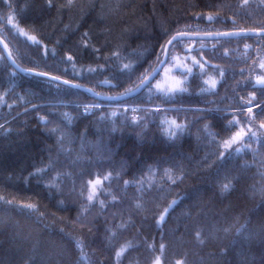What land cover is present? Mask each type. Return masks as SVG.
Instances as JSON below:
<instances>
[{
	"label": "trees",
	"instance_id": "16d2710c",
	"mask_svg": "<svg viewBox=\"0 0 264 264\" xmlns=\"http://www.w3.org/2000/svg\"><path fill=\"white\" fill-rule=\"evenodd\" d=\"M51 2L53 7H49V0H0V37L21 68L59 75L90 87L103 96L123 92L136 82L144 67H148L145 62L131 80L126 78V74L122 80L113 79L114 70L128 62L126 58L105 61L104 57L120 50L117 45L140 46L141 50L154 45L159 51L160 45L178 31L212 33L264 27V0H247L246 3L245 0ZM209 15L214 19L209 21ZM9 16L13 17L11 24L8 23ZM165 30L167 35L162 36ZM85 33L88 35L85 36ZM29 36H34L39 43H33ZM85 40L90 47H83ZM57 41L61 43L57 44ZM190 44L194 48L186 52L185 47ZM53 49H56L55 56ZM93 49H99V52ZM156 51L148 56V61H156ZM66 54L74 56L75 72L71 63L57 64L61 57L66 58ZM172 55L178 56L190 67L193 57L199 63L208 62L203 76L198 75V66L194 69L196 75L189 77V84L186 85L188 92L165 100L158 94L149 96L148 90L142 89L117 103L97 99L90 92L68 89L67 86L56 93L55 86L49 87L41 78L18 71L0 47V97L6 101L0 103V124L9 120L7 127L21 129L23 133L17 135L13 131L7 136L0 135V264H24L34 246L37 252L49 257L52 264L57 261L62 264H100V261L107 264H154L157 257L161 258V264H176V261L203 264L216 246V240L210 239L209 233H214L225 244L232 241L241 252L247 250L249 258H254L256 264H261L264 247L259 233L264 224V205L260 203L256 190L264 186V176L261 175L264 173V147H260L255 139H245L243 144L237 143L229 149L221 176L228 170L230 178L237 179L232 182V190L224 194L220 193L215 183L216 167L209 171L208 165L219 159L220 152L224 151L223 142L237 131L247 133L251 129L264 136V128L260 127L264 123V111L256 108L264 101V85L256 84L257 77L264 76V69L260 68V64L264 63V37L248 35L178 41ZM106 63L112 67L88 71ZM213 65L219 67L214 69ZM221 70L224 71L223 77ZM159 72L152 80L153 85L156 80L163 79V69ZM170 75L181 78L179 70ZM209 77L217 80L216 88L201 92V88L206 87L203 81ZM105 80L109 83H102ZM116 84L119 86L114 87ZM253 93L256 101L246 103ZM22 95L31 104L42 107L34 111L31 104L17 102ZM49 100L61 103L50 108L46 106ZM162 100L165 102L162 103ZM90 103H103L104 107L88 114H83L82 106L77 107V104ZM124 105L129 108L126 114ZM137 105L144 109H154L157 105L162 108L219 109L216 116L223 119L217 121L214 116L205 115L173 142L165 131L167 125L162 126L165 119L191 123L193 117L202 114L191 111L160 112L156 115L144 111L133 113L130 109ZM248 107L253 108L251 123L246 119ZM26 108L29 110L25 113ZM112 112H116V116L101 120L102 114ZM64 113L72 118L65 131L76 138L75 142L65 143L64 148L68 151L59 155V163L52 171L46 169L42 177L29 176L38 168H46L49 164L47 148L60 135H50L37 117L45 116L50 120L49 129L64 127L67 123L62 116ZM134 115L147 116V119L139 127H134L131 125ZM125 119L128 126L122 127ZM228 121L239 123L223 130L221 126L227 125ZM113 122L117 131L111 133L110 147L120 153L116 159H127L140 152L144 154V161L131 170L125 169L120 175H116L120 173L117 165L112 179L104 180L103 177L113 170L112 166L90 163L89 158L97 155L96 149L90 145L95 144L100 135L109 140ZM207 123L212 126L205 131ZM86 127V151L81 152L78 136ZM141 129H144L143 137L139 138L136 133ZM217 132L219 135L213 139ZM238 147L243 151L237 153L235 149ZM256 148L260 150L254 157L249 149ZM206 155L207 160L204 159ZM52 156L57 158L55 152ZM77 156L82 159L77 160ZM180 156L184 157L188 175L183 183L170 186L171 182L164 177V169L170 165L163 163L157 169L153 160L156 157L170 160ZM245 163L249 167H242ZM147 164L152 165L151 172ZM175 174L180 175L179 172ZM97 178L102 180L97 198L90 209L77 219L81 204L88 203V181ZM126 180L134 182L125 186ZM141 181L142 192L138 191ZM226 182L222 178L219 181L221 185ZM52 183L59 187V191L47 187ZM254 191L255 196L252 195ZM173 199L178 200L177 205L169 210L165 222L157 226L154 216L158 217ZM61 200L67 208L59 206ZM100 201H105L103 211ZM137 203L144 204L147 210H137ZM196 203L200 206L193 207ZM28 204L36 205L37 210L24 207ZM241 225H245L247 233L255 235L250 243H246L243 236L237 237L236 229ZM226 227L230 228L227 234L223 231ZM198 232L204 243L197 240ZM162 243L165 245L163 254L160 250ZM153 244L154 251L148 247ZM121 249L123 251L117 258L116 252Z\"/></svg>",
	"mask_w": 264,
	"mask_h": 264
},
{
	"label": "snow or ice",
	"instance_id": "6c2138e0",
	"mask_svg": "<svg viewBox=\"0 0 264 264\" xmlns=\"http://www.w3.org/2000/svg\"><path fill=\"white\" fill-rule=\"evenodd\" d=\"M247 0H245V3ZM69 4H71V0H69ZM54 5L52 4L51 0H49V7H53ZM89 7H94V5H89ZM103 7V6H101ZM209 21L213 20L214 17L209 15L207 17ZM13 21V17L9 16L8 17V23L11 24ZM244 30H241L243 32ZM261 37H264V27L257 29L256 30ZM241 32H225V33H215L214 35L216 38L220 37H229V36H238L241 34ZM21 34H24L21 30ZM85 36L88 35V33L84 34ZM161 35H167V30L163 31ZM209 37H211L213 34L208 33L207 34ZM192 34L188 32H182L178 31L176 32L173 36L169 37L168 40L160 45L159 51L155 50L154 45L151 48H143V50L140 49V46H137L136 48H131L130 45H117V48L120 49L117 52L111 53L110 56L104 57L105 61H108L110 59H115L117 61L121 60L122 58H126L128 60L127 63H123L120 65L118 68H116L113 72V79L116 80H122L126 78L131 80L133 75L137 72L139 67H142L145 62L148 63V67H144L143 72L139 73V76L137 77V80L135 83L127 87L123 92L117 94V95H112V96H107L106 99L108 101H117L119 100L120 97H128L132 96L133 93L139 92L142 89H147L148 90V95L153 96L158 94L159 97L165 98H171L176 95H182L186 92L189 91V88L186 87L187 84H189V77H192L196 75L194 72V69L198 66L200 68V73L198 75L203 76L205 74V69L206 65L208 64L207 61L204 63H199L198 61L195 60V58H192V66L190 67L187 63H183L181 59L178 56H173L172 51L176 47L177 42H183L185 39H194ZM203 39V37H200ZM29 40L33 41V43H39L34 36H29ZM159 39V38H158ZM157 39V42H158ZM60 41H57V44H60ZM5 47H7L5 45ZM84 48L90 47V45L87 43V41H84L83 44ZM247 47V45H246ZM130 49V50H129ZM192 49H189L191 51ZM94 52H99V49H93ZM153 51H156V61L151 62L148 61V56L152 54ZM53 56L56 55V49L52 50ZM126 53V56L124 55ZM45 56H47V49L45 50ZM171 57V59H169ZM9 59H11V53H9ZM71 63L73 71L75 72V62H74V56L71 54H66L65 57H61L60 61L58 63ZM12 63L15 64L16 61L12 60ZM18 66V65H17ZM112 67L111 65H108L107 63L105 65H99L96 69H89L88 71L90 72H95L97 70H107V68ZM214 69L218 68L219 66L213 65L212 66ZM163 69V79L162 80H156V83L153 85L152 80L155 79L157 75L160 74L159 70ZM260 68L264 69V63L260 64ZM179 70L181 74V78H176L170 73H173L175 71ZM22 71L26 72L29 75L39 77L41 78V81L46 83L49 87L55 86V92L60 93L62 89L67 86L68 89H79L82 87L80 84H74L72 81L64 79H61V76L59 75H50L49 72H34L31 69H22ZM66 71V69H65ZM221 77L224 75V71L221 70ZM102 83H109L108 80L103 81ZM203 84L206 87L201 88V92H210L213 89L216 88L217 85V80L213 79L212 77H209L208 79L203 81ZM256 84L258 85H264V76H259L257 77ZM119 84L114 85V87H118ZM87 91H92V89H87ZM95 96H100V93H94ZM165 100H162L161 102H165ZM256 101V95L255 93L251 94L249 97V100L246 102L248 104H252ZM6 101L4 98L0 97V103H5ZM17 102H23V103H28L31 104V101L26 98V96L22 95L18 97ZM61 103L60 101H55L53 102L52 100H49L46 102V106L50 108H55L57 104ZM83 107V114H88V113H94L95 110H102L104 105L103 103H90V104H77V107ZM9 108L12 107L11 104L8 105ZM42 106L39 104H31V109L32 110H38ZM117 108H119V105H117ZM256 108L260 111H264V101H261L259 104L256 105ZM29 109H25V113ZM124 110L125 114L129 110L127 105H124ZM133 113L141 112L144 111L148 114L151 115H156L160 112H176L179 113L181 111L183 112H198L201 113L202 115L200 116H195L193 117V120L191 123H177L176 119L168 120L165 119L162 122V126L164 124L167 125V128L165 129L167 136L170 140L175 142L177 139L181 138L187 130L191 128L192 123H197L199 120H202L205 118V115H212L214 118L219 121L222 120V117L216 116V113L219 112V109H209V108H184V107H168V108H162L159 105H157L154 109H144L140 107L139 105L132 107L130 109ZM242 110V108H241ZM248 117L246 119L249 120V123L254 119V116L252 115L253 113V108L248 107ZM55 114V113H53ZM19 113L17 114V116ZM79 115V113H78ZM63 118L67 121V123L64 125V127L56 126L52 128H47V125L51 123L50 120H48L45 116H38L37 119L39 120L40 123L45 125V130L50 134L55 136L56 133H59L60 135L56 137L55 143L53 145H49L47 148V151L49 153V164L46 166V168H38L34 172L29 173V176H34V177H42L45 174V171H52L53 167L59 163L58 157L61 153H64L68 151L67 149L64 148L65 143L72 144L75 142L76 138H73L71 136V133L69 131H65V128L68 126V124L71 123V117L68 116L67 113L62 114ZM108 116H116V112H112L110 114H102L101 120H107ZM15 119V118H13ZM147 119V116L145 117H140V116H132L131 117V125L134 127H139L140 123L143 122V120ZM9 120H5L4 124H0V135L7 136L13 131L16 132L17 135H22V130L21 129H12L7 127L9 124ZM239 123V121H228L227 125L221 126L223 130H227L230 128L233 124ZM128 126V121L125 119L124 124L122 127ZM212 126L211 123H207L204 125V130L207 131L210 127ZM220 126V125H218ZM261 128H264V123L260 125ZM122 130V129H121ZM101 132L103 129L100 130ZM117 131V128L115 127V123L113 122V127L111 129V132L109 134V140H105L102 135L98 136V139L95 144H91V148H95L97 155L95 158H89L90 163H108L110 166H112V171H109L107 175L103 177L104 180H111L113 177V172L115 171V166H119L120 168V173H116V175H120L125 171V169L131 170L135 168L137 164H140L144 161V154L140 152H136L135 155L129 156L127 159L121 157L119 160L116 159L117 156L120 155V153L110 147V137L111 133H114ZM199 131V130H198ZM143 132L144 129H141L140 132L136 133V136L139 138L143 137ZM88 135V129L87 127L85 128L84 131L79 133L78 139L80 140L81 143V148L80 151H86L85 149V142L87 139ZM210 135H212L210 133ZM216 135H219V132L215 133L213 136V139ZM199 139V136L197 137ZM245 139H255L260 147H264V136L258 135L256 132L252 131L251 129L248 130L247 133H245L243 130L237 131L229 140H225L222 144V147L224 151L220 152V157L218 160L213 161L212 164L208 165V170L211 171L213 167H216L217 169V174H216V180L215 183L219 187V191L221 194L230 192L233 188V180L237 179V177H231L229 175V171L225 170L223 172V175L221 176V169L223 167V164L225 160L227 159L226 153H228L229 149L233 147V145L237 143L243 144V141ZM217 143H219L217 141ZM244 147H248V145H244ZM250 151L253 152V156L255 157L259 153V148L256 149H249ZM235 151L237 153H240L243 151V148H236ZM55 152L57 154V158H54L52 156V153ZM127 155V153H125ZM77 160H81L82 157L77 156ZM205 160L208 159V156L206 155ZM153 163L156 165L157 169L161 166L163 163H167L170 165L169 168L164 169V177H166L167 181L171 182L170 186H174L178 183H183L184 177L188 175V170L185 167L184 164V157L180 156L179 158H172L170 160H163L160 157H156L153 160ZM146 167L148 170L151 172L152 171V165L147 164ZM242 167H249L247 163L243 165ZM143 169H141L142 171ZM179 172L180 175L177 176L175 173ZM58 176L60 175L59 173L57 174ZM264 176V173L261 174ZM224 179L227 181L224 184H220L219 181L220 179ZM55 179V178H53ZM149 180H151V177H149ZM134 181L131 180H126L124 181L125 186H128L132 184ZM102 184V180L100 178H97L95 180H89L88 181V188H89V193L87 195V204H81L77 219L80 218L81 213H86L90 207L94 204L95 199L97 198V190L100 189V186ZM143 181L140 182V186H138V191H143L142 187ZM49 188H56L57 191H59V187L55 184H49L47 185ZM83 188V185L81 186ZM259 192L260 195V203L264 205V186H262L260 189L256 190ZM256 191L252 193L253 196L256 195ZM183 198H191V197H183ZM182 198V199H183ZM81 199H83V192H81ZM113 200H115V197H113ZM11 203V202H9ZM59 206L62 208H67V205L63 200L59 201ZM178 200L173 199L168 203V206L163 209L162 212H160L158 217L154 216V219L156 220L157 226L162 225L165 220L166 216L169 214V210L172 209L175 205H177ZM101 205V211L104 210V205L105 201H100ZM199 203H196L193 205V207H199ZM24 207L31 209L32 211H36V205L34 204H28L25 205ZM135 208L137 210H147L144 204L137 203L135 205ZM238 219V218H237ZM120 227H124V225H120ZM224 233L227 234L230 231V228H224L223 229ZM236 235L237 237L243 236L244 241L246 243H250L252 240L255 239V235L251 233H247L245 231V225H241L239 228L236 229ZM197 240L200 241V243H204V241L201 239V233H197ZM209 238L210 239H215L216 240V246L215 250L210 252L208 254V259L203 262V264H256L254 258H249L247 250L241 252L238 247L234 245L232 241L229 243L225 244L223 240H220L218 237H215L214 233H209ZM259 238L261 241L262 247H264V224L261 225L260 228V233H259ZM150 250H155V246L153 245H148ZM160 250L161 254H163L165 250V245L162 243L160 245ZM123 249L120 251L116 252V257L119 258ZM24 264H52V261L49 257H45L44 255L40 254L39 252L36 251L35 246L31 250V254L28 256V259L24 261ZM56 264H62L61 261H57ZM100 264H107L106 261H100ZM154 264H161V258L157 257ZM176 264H182L181 261H176ZM261 264H264V260L261 261Z\"/></svg>",
	"mask_w": 264,
	"mask_h": 264
},
{
	"label": "water",
	"instance_id": "95a60500",
	"mask_svg": "<svg viewBox=\"0 0 264 264\" xmlns=\"http://www.w3.org/2000/svg\"><path fill=\"white\" fill-rule=\"evenodd\" d=\"M225 32H231V31H220V32H212V36L211 37H209L207 34L208 33H190V34H192L194 37H196V38H194V39H185V40H210V39H212V40H215V39H221V37L220 38H216V36L214 35L215 33H225ZM232 32H241V30H232ZM248 35H254V36H259V33L256 31V30H244L243 32H241V34L240 35H238V36H229V37H222V38H235V37H239V36H248ZM173 36V35H172ZM200 37H203V39H201ZM168 40V39H167ZM5 45L8 47V45L4 42V40L0 37V47L1 48H3V51L5 52V54H6V58H8V60L12 63V60H14V58L12 57V55H11V59H9V53H11V51H10V49L9 48H7V47H5ZM193 48H194V46L193 45H190L189 47H186L185 48V51L186 52H188L189 51V49H192L193 50ZM191 50V51H192ZM13 64V63H12ZM18 64L17 63H15V64H13V66H15V68H17V70L18 71H20V72H22V73H26V72H24V71H22V69H25V68H21L19 65L17 66ZM34 72H39V71H35V70H33ZM160 71V70H159ZM51 75V74H50ZM62 80H64V78H61ZM72 83H74V84H79V83H75V82H72ZM81 85V84H80ZM80 90H83V91H87V89H92V88H90V87H87V86H83L82 85V87L81 88H79ZM87 92H90V91H87ZM91 94H94V93H97L96 91H94L93 89H92V91L90 92ZM136 93H138V92H136ZM136 93H133L132 94V96L134 95V94H136ZM93 96H95V95H93ZM110 96V95H109ZM95 97H97V98H102L103 99V101H108L107 99H106V97L107 96H103V95H100V96H95ZM129 97H131V96H128V97H120L119 98V100H117V101H109V102H121V101H123V100H126V99H128Z\"/></svg>",
	"mask_w": 264,
	"mask_h": 264
},
{
	"label": "rangeland",
	"instance_id": "374dc122",
	"mask_svg": "<svg viewBox=\"0 0 264 264\" xmlns=\"http://www.w3.org/2000/svg\"><path fill=\"white\" fill-rule=\"evenodd\" d=\"M190 45H192V44H190ZM190 45H187L186 47H189ZM186 47H185V48H186ZM173 56H176V55H173ZM117 103H118V102H117Z\"/></svg>",
	"mask_w": 264,
	"mask_h": 264
},
{
	"label": "bare ground",
	"instance_id": "6f19581e",
	"mask_svg": "<svg viewBox=\"0 0 264 264\" xmlns=\"http://www.w3.org/2000/svg\"><path fill=\"white\" fill-rule=\"evenodd\" d=\"M65 79V78H64ZM68 80V79H67ZM97 99H100V100H103L102 98H97ZM132 107H134V106H132Z\"/></svg>",
	"mask_w": 264,
	"mask_h": 264
}]
</instances>
